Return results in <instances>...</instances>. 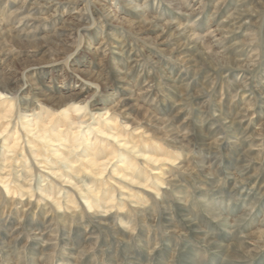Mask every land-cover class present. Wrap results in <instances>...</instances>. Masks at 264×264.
<instances>
[{
    "label": "rangeland",
    "instance_id": "obj_1",
    "mask_svg": "<svg viewBox=\"0 0 264 264\" xmlns=\"http://www.w3.org/2000/svg\"><path fill=\"white\" fill-rule=\"evenodd\" d=\"M0 83V264H264V0H0Z\"/></svg>",
    "mask_w": 264,
    "mask_h": 264
},
{
    "label": "bare ground",
    "instance_id": "obj_2",
    "mask_svg": "<svg viewBox=\"0 0 264 264\" xmlns=\"http://www.w3.org/2000/svg\"><path fill=\"white\" fill-rule=\"evenodd\" d=\"M239 16H241V15H239ZM242 17V16H241ZM241 17H239V18H241ZM145 21H146V19H145ZM241 23V22H240ZM239 23V24H240ZM238 24V25H239ZM167 28V27H166ZM178 28H181V27H178ZM183 29V33L184 34H182V36H184V38L187 40L186 41V43H188V44H193L194 42L195 43H197V42H199V39H200V36L198 35V34H195L194 32H190V31H188V30H186V28H185V26L182 28ZM167 30H169V29H167ZM169 32V31H168ZM187 45V44H186ZM209 50V49H208ZM200 52V51H199ZM202 55H200L201 56V58L200 59H198V60H201L202 62H203V60H207V61H209L210 63H211V65H214V66H216V63L214 62V60L215 61H217V62H219L220 63V65H222L221 67H224L223 65H227V66H225V67H230V68H234V67H232L233 65L235 66V67H240L239 65H240V60H238V59H235V58H230L229 56H227V55H223V54H221L220 52H218V51H212V50H210V51H203V53H201ZM203 58V59H202ZM241 58V57H240ZM196 59V58H195ZM244 64V63H243ZM242 64V65H243ZM241 65V66H242ZM233 70V69H232ZM198 73V72H197ZM16 74V73H15ZM198 75V74H197ZM14 89L12 88V86L10 85V84H2V83H0V95L1 94H3V93H7V94H10L12 91H13ZM67 99H65V98H60V99H55V98H53V99H51V101H52V105H53V107L54 108H57V109H66V110H64L63 112H62V115H64V116H68L69 115V110L70 109H68L69 107L67 106L68 104H67V101H66ZM129 105H130V102H127L126 100H121V102H120V104L118 103L117 105H115V107H118V109L119 110H121V109H123V108H127L126 110H128L130 107H129ZM74 109L76 110V112H78V111H81L83 108L82 107H74ZM112 109V108H111ZM102 111H104V109H101ZM117 110H114V111H110L109 109H107V111L105 110V113H103V114H106V120H107V123L108 124H111V122H112V120L111 119H109L108 117L112 114V113H115ZM141 115V114H140ZM102 116H104V115H101V117ZM143 117H145V116H143ZM128 125V124H127ZM134 126V125H133ZM132 125H128L127 126V129L128 128H132L133 127ZM53 133V132H52ZM100 133H103L102 131L100 132ZM55 134V133H54ZM113 135H112V138H114L116 141L118 140V141H120L121 140V136L120 135H117V134H115V133H112ZM54 137H60L59 135H54ZM54 137H48V135L44 132V133H42V134H40L39 136H38V138H40L41 140H43V141H46V142H48V143H51L52 142V140L51 139H53ZM124 145H126V143L124 144ZM142 157H144V158H146V159H148V160H150V161H152L153 159H151L152 157H149V156H147V155H145V154H142L141 155ZM161 160L160 159H158V160H155V161H153L154 163H159ZM163 161V160H162ZM161 161V162H162ZM109 163H111L110 161H106V162H100L97 158H92V160H91V165H93V167H95L96 169H98V173L99 174H104L106 171H107V167L109 166ZM62 178V177H61ZM126 180H131L132 182H134V178H132L131 177V179H129V177L128 178H126ZM29 205V204H28ZM210 211H211V215H216L217 214V211L215 210H212V209H210ZM256 235H257V233H256ZM260 236H261V238H263L264 239V233H261L260 234ZM242 244V243H241Z\"/></svg>",
    "mask_w": 264,
    "mask_h": 264
}]
</instances>
